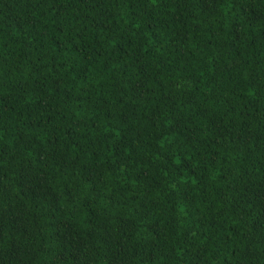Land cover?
Returning <instances> with one entry per match:
<instances>
[{"label": "trees", "instance_id": "obj_1", "mask_svg": "<svg viewBox=\"0 0 264 264\" xmlns=\"http://www.w3.org/2000/svg\"><path fill=\"white\" fill-rule=\"evenodd\" d=\"M0 264H264V0H0Z\"/></svg>", "mask_w": 264, "mask_h": 264}]
</instances>
